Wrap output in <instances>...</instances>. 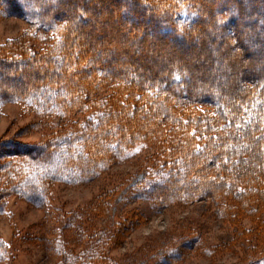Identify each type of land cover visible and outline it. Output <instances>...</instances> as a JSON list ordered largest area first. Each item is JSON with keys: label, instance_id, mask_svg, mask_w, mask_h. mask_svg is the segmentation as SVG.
I'll return each mask as SVG.
<instances>
[{"label": "trees", "instance_id": "1", "mask_svg": "<svg viewBox=\"0 0 264 264\" xmlns=\"http://www.w3.org/2000/svg\"><path fill=\"white\" fill-rule=\"evenodd\" d=\"M75 1L0 0V18L30 24L29 31L0 45V107L19 102L24 113L36 115L18 135L41 131L36 142L0 138V214L17 195L51 218L54 184L89 182L150 148L139 178L100 192L82 211L71 212L67 225L74 214L103 215L121 201L166 208L204 200L231 227L209 255L239 242L240 264H264V71L253 72L258 56L242 61L248 47L264 46V18L241 29L264 0H95L109 6L106 17L126 36L123 42L103 39L93 28L100 20L95 4L80 0L73 7ZM246 7L251 9L244 13ZM208 29L213 36L207 39ZM220 33L225 36L218 38ZM141 36L146 45L136 51L130 44ZM194 36L205 46H223V71L198 72L190 57L174 55ZM149 44L160 65L144 62L152 57ZM233 65L250 71L227 76L224 70ZM218 77L224 78L220 87ZM137 210L118 217L109 233L93 232L88 254L70 253L63 264H117L105 251L143 221ZM190 238L187 247L197 239ZM6 246L0 238V255ZM183 257L174 250L162 262Z\"/></svg>", "mask_w": 264, "mask_h": 264}, {"label": "rangeland", "instance_id": "2", "mask_svg": "<svg viewBox=\"0 0 264 264\" xmlns=\"http://www.w3.org/2000/svg\"><path fill=\"white\" fill-rule=\"evenodd\" d=\"M80 3V0H76L72 5L74 7ZM89 4H95L94 14L100 18L93 24L94 31L104 34L103 39L123 42L126 36L120 37L116 25L110 24L106 17L109 6L104 2L96 4L95 0L84 3L85 6ZM250 9L244 8V13ZM254 11L256 13L254 16L246 17L242 30H248L260 24L261 19L264 18V5ZM29 30L30 24L20 17H1L0 45ZM205 36L207 39L213 36L211 30L208 29ZM224 36L225 33H220L218 38ZM142 37L131 41L130 45L134 50L138 51L139 48L146 45ZM203 37L200 36V38ZM204 43V41L197 42L196 36L193 39L186 38L178 49L173 51L174 55L190 57L193 68L198 72H210L211 69L223 71L222 64H224L225 56L220 53L223 46L209 42L205 46ZM233 47L234 44H231L230 48ZM164 51H169V48L166 47ZM146 52L147 56L152 57H146L145 63L160 65L155 46L149 44ZM246 53L242 61L247 63L248 59L252 60L258 56L256 65L253 66V72L264 71V46L257 49L250 46ZM117 60H122V58ZM247 71L250 70L243 65H233L230 67V71L225 69L224 73L227 76L234 74L239 77ZM215 72L217 71L212 72L213 75ZM22 79L23 77H19L18 81ZM222 79L224 78H217L218 85L221 84ZM25 110V105L19 102L6 103L0 107V138L16 137L22 142H36L40 139L41 131L39 130L18 135V131L22 127H26L37 119L35 114L24 113ZM152 151L150 148L142 149L89 182L77 185L54 184L49 194V207H47V210L52 214L51 218L45 217L44 209L36 207L17 195L10 196L5 212L0 214V238L7 244L6 253L0 255V264H63V260L71 256L70 253L76 254L85 251V254H88L86 252L94 247V240H90V235L93 232L97 233L103 228L108 229L109 233L112 226L118 221V217L120 218L126 212L135 209L144 215L143 221L105 251V255L115 260L117 264H165L162 262V258L174 250L183 253L184 257L172 261V264L242 263L244 250L240 248L239 242L235 243L232 249L209 255L213 247L223 244L227 240L231 227L228 222L215 216V205L204 200L191 204L174 203L166 208H159L150 201H129L128 198L129 202L127 203L121 201L117 205L112 204L110 211L103 215L93 217L91 213L82 212V217H79L74 214L72 216L75 217L73 224L67 225V220L71 219L68 215L71 212L82 211L100 192L110 191L125 178H139L143 163ZM123 192L124 189H121V193ZM243 222L246 226L251 225L247 219H244ZM81 229L82 234H80ZM193 235L197 239L192 243V247H187L186 241H190V237ZM53 249L57 254H53ZM106 262L98 264H107Z\"/></svg>", "mask_w": 264, "mask_h": 264}]
</instances>
